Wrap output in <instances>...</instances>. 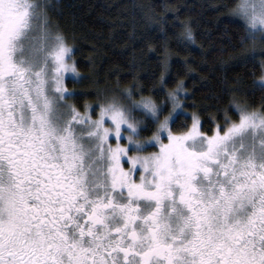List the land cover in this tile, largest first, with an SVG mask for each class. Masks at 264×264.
Listing matches in <instances>:
<instances>
[{"label": "snow or ice", "instance_id": "6c2138e0", "mask_svg": "<svg viewBox=\"0 0 264 264\" xmlns=\"http://www.w3.org/2000/svg\"><path fill=\"white\" fill-rule=\"evenodd\" d=\"M54 11L0 0V264H264V103L235 104L236 119L211 117L204 131L162 75L163 99L136 100L134 85L82 114L69 100L87 93L64 85L74 50ZM229 15L252 43L241 59L257 40L264 55V0ZM175 39L194 43L191 27ZM253 86L264 93V77Z\"/></svg>", "mask_w": 264, "mask_h": 264}, {"label": "trees", "instance_id": "16d2710c", "mask_svg": "<svg viewBox=\"0 0 264 264\" xmlns=\"http://www.w3.org/2000/svg\"><path fill=\"white\" fill-rule=\"evenodd\" d=\"M49 2L55 5L52 20L57 31L74 50L70 60L79 74L68 78L65 87L87 93L69 100L80 112L89 111L85 105L103 104L106 97L117 94L114 90L134 85L142 89L134 93L136 100L141 95L163 99V94L158 97L155 91L162 75L168 91L183 86L187 95L181 99L186 112L199 115L204 131L223 123L225 113L236 119L231 107L235 104L259 110L264 103V93L253 86L264 75L260 41L256 42L255 57L241 59L252 43H240L241 25L229 15L238 0ZM158 24L163 25L167 36ZM185 25L191 27L194 43L182 46L175 37ZM165 60L167 70L163 67ZM99 110L97 107L93 116ZM211 117H216L215 123ZM184 119L182 116L181 121ZM151 135L149 131L138 139Z\"/></svg>", "mask_w": 264, "mask_h": 264}, {"label": "rangeland", "instance_id": "374dc122", "mask_svg": "<svg viewBox=\"0 0 264 264\" xmlns=\"http://www.w3.org/2000/svg\"><path fill=\"white\" fill-rule=\"evenodd\" d=\"M259 42V40H257V43ZM68 63L71 65V64H73V62L71 61V60H68ZM76 78L77 76H76V73H71V72H69V73H66L65 75H64V85H65V82H66V80L68 79V78ZM263 77H264V75H263ZM99 112H100V110L98 111V114H96V116H92V118L93 119H97L98 118V115H99ZM82 114L83 113H85V112H81ZM105 126L106 127H112V125H111V122L110 121H107L106 120V122H105ZM125 135H127V133H125ZM109 143L113 146V147H115L116 146V144H117V141L114 139V138H112V139H110L109 140ZM119 143H120V145L121 146H127L128 145V142H127V140L126 139H121L120 141H119ZM165 143H167V141L165 140ZM158 147V146H157ZM159 150V147L157 148V150L156 151H152V152H142V153H136V152H130L129 153V156H135V155H148V154H150V153H153V152H157ZM131 167V164L130 163H124V168H125V170H127L128 168H130Z\"/></svg>", "mask_w": 264, "mask_h": 264}]
</instances>
